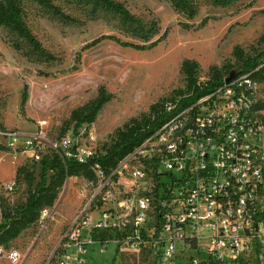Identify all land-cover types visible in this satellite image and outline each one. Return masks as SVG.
Here are the masks:
<instances>
[{
  "label": "rangeland",
  "instance_id": "obj_1",
  "mask_svg": "<svg viewBox=\"0 0 264 264\" xmlns=\"http://www.w3.org/2000/svg\"><path fill=\"white\" fill-rule=\"evenodd\" d=\"M115 1L146 24L157 23L158 33L146 44L167 30L166 36L142 50L122 45L143 42L131 36V26L121 14L96 0H16L40 48L10 27L0 26V183L15 182L6 209H16L34 191L42 158L7 147L5 132L42 131L48 141L57 142L69 135L106 152L120 140V132L152 117L153 104L177 98L178 89L186 91L187 78L181 70L185 60L197 62L195 77L202 83L215 71L227 77L230 70H237L235 46L250 55L264 51V41L258 42L264 34V0L226 4L189 0L197 9L192 18L176 11L170 0ZM252 78L255 111L264 118V78ZM101 88L110 100L94 121L77 125L72 113L95 99ZM21 146L19 140L16 147ZM45 155L56 156L48 146ZM47 176L50 183L58 171L50 169ZM86 177L83 170L66 176L54 203L44 206L49 218L38 219L5 243L27 256L25 264L46 260L80 206ZM101 248L102 244L91 246L88 264H153L147 250L134 251L115 242L104 251ZM0 264L11 263L0 258Z\"/></svg>",
  "mask_w": 264,
  "mask_h": 264
},
{
  "label": "built area",
  "instance_id": "obj_2",
  "mask_svg": "<svg viewBox=\"0 0 264 264\" xmlns=\"http://www.w3.org/2000/svg\"><path fill=\"white\" fill-rule=\"evenodd\" d=\"M253 89L250 73L224 81L110 167L99 161L106 152L78 138L5 132L9 148L41 159L48 146L86 170L80 206L43 264H88L91 246L110 242L147 250L153 264H264V118ZM14 188L0 183V226ZM47 218L44 207L39 220ZM0 258L25 264L27 256L0 244Z\"/></svg>",
  "mask_w": 264,
  "mask_h": 264
},
{
  "label": "trees",
  "instance_id": "obj_3",
  "mask_svg": "<svg viewBox=\"0 0 264 264\" xmlns=\"http://www.w3.org/2000/svg\"><path fill=\"white\" fill-rule=\"evenodd\" d=\"M44 1L48 2V0H43V2ZM78 1L83 2L85 0ZM96 1L101 2L104 6L121 14L131 26V36L143 42V44H140L123 41L121 44L124 46H130L139 50L150 48L155 46L167 34L166 30L158 39L146 44L150 41L153 35L159 31L156 22L146 24L140 18L133 15L123 4L115 0ZM212 1L217 4H226L231 0ZM170 2L176 11L185 14L188 18L194 17L197 13L196 7L189 0H170ZM1 25L10 27L21 37L34 44L36 48H40L37 39L23 20L20 7L16 0H0V26ZM115 40L117 39L115 38ZM263 41L264 34L260 36L258 42ZM232 54L240 62L237 67L238 75L250 73L253 77L260 76L261 79L264 78V51H259L254 55H250L247 54L243 48L235 46ZM197 67L198 64L196 61L185 60L182 63L181 70L186 75L187 86L186 91L178 89L175 92L178 97L171 99V101L177 103L176 109L172 112L164 110V104L169 99H162L161 101L153 104L151 106L152 117L145 118L141 123L134 122L135 125L120 132V140L107 149L105 155L99 159L105 167L114 165L117 159L130 152L136 145L140 144L144 139L153 134L174 113L179 112L185 107L195 103L200 96L222 84L226 78L219 72L215 71L208 81L200 83L195 77ZM110 98V94H107L104 89L101 88L95 99L72 113V119L76 121L77 125L82 122L94 121L97 112L101 109L103 104L110 100ZM50 169L58 171V178L50 183H47V175ZM80 170L86 172L85 168L76 163L74 160H67L64 163L57 156L50 157L49 155H44L42 158L40 180L34 191L28 195L26 200L13 210L6 209L5 207V201L8 195L12 192L6 194L4 197L3 202L7 223L0 226V244L6 245L5 243L19 236L24 229L37 221L39 219L41 209L45 205H52L54 203L57 197V187L62 183L63 179L66 176L70 177L77 174Z\"/></svg>",
  "mask_w": 264,
  "mask_h": 264
},
{
  "label": "water",
  "instance_id": "obj_4",
  "mask_svg": "<svg viewBox=\"0 0 264 264\" xmlns=\"http://www.w3.org/2000/svg\"><path fill=\"white\" fill-rule=\"evenodd\" d=\"M238 76V71L236 69H232L229 75L224 79L225 83H230L235 80Z\"/></svg>",
  "mask_w": 264,
  "mask_h": 264
}]
</instances>
